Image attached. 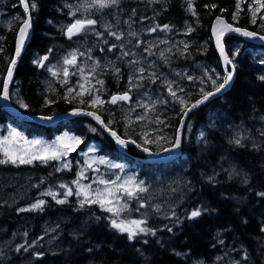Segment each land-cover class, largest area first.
Returning a JSON list of instances; mask_svg holds the SVG:
<instances>
[{
    "label": "trees",
    "instance_id": "1",
    "mask_svg": "<svg viewBox=\"0 0 264 264\" xmlns=\"http://www.w3.org/2000/svg\"><path fill=\"white\" fill-rule=\"evenodd\" d=\"M32 2L37 5L35 10L30 7L32 38L15 70L11 102L31 116L95 110L120 136L154 151L175 142L183 117L166 82H173L177 96L185 97V109L201 98V89L211 92L223 83L226 70L212 31L216 18L264 36V8L256 7V0H118L107 8L91 7L86 19L97 23L71 38L67 27L85 19L72 4L83 0ZM25 18L21 0H0V101ZM224 44L232 60L228 71L235 68L232 80L223 94L188 115L183 154L171 162H146L144 152L117 143L87 116L42 124L12 116L0 102V136L13 126L29 136L52 137L70 130L83 141L77 149L93 142L100 153L132 165L146 179L150 194L169 191L172 182L182 186L167 195L172 201L168 205L141 201L146 205L143 226L155 234L139 233L129 240L127 233L110 226L112 213L98 204L80 206L82 198L72 183L78 178L77 150L69 154L70 168L62 167L67 156L47 163L0 164V264H264V42L230 34ZM73 50L84 53L77 56L91 82L83 96L68 93L70 84L77 86L78 66L69 69L67 78L56 70ZM44 56L48 59L43 67L34 63ZM140 68L145 71L140 73ZM119 92H131V101L111 104L110 97ZM97 94L105 103L93 107L89 100ZM138 104H154V110ZM60 185L73 190L65 203L47 196L42 210L20 211L48 188H58L65 196L67 188ZM131 201L136 206L140 200ZM195 209L201 215L189 219Z\"/></svg>",
    "mask_w": 264,
    "mask_h": 264
},
{
    "label": "snow or ice",
    "instance_id": "2",
    "mask_svg": "<svg viewBox=\"0 0 264 264\" xmlns=\"http://www.w3.org/2000/svg\"><path fill=\"white\" fill-rule=\"evenodd\" d=\"M21 3L23 5V9L25 13L29 12V9L35 10L37 8L36 3L32 2L29 4V0H21ZM118 3V0H92V3L88 5V7H99L101 9L110 7L113 4ZM257 3L259 4V8H264V3L260 2V0H257ZM191 3H189V8L191 9ZM212 7H216V5H212ZM239 3H237V10H239ZM259 10V9H257ZM223 11V10H221ZM193 15H195V12L193 11ZM236 15L233 16V19H236ZM19 19V17H17ZM253 23H255V11L253 12ZM97 23L94 19H76L74 23L69 25L67 27V35L69 38H71L73 35L78 34L82 31H85L87 26L95 25ZM159 27V26H157ZM262 28H264V25H261ZM31 28V17L25 18L22 20V26L19 29V39L16 42V56L18 57L20 55L21 49L24 45L25 38L28 36L29 29ZM163 28L167 30L169 28L168 25H164ZM149 31H156V28H152ZM188 31H192L191 28L188 29ZM213 34L216 37V44L217 47L220 50L221 56L224 59V62L226 65H231L232 60L229 59L227 53L225 52L224 44L221 42V38L225 36L226 33L229 32H237L242 33L246 37H256L258 34L255 32L247 31L246 29H240V28H233L231 24H227L221 17L216 18V24L213 26ZM97 35H101L100 33H97ZM110 35L115 36L117 39H120V35H117L115 32H110ZM260 39L264 40V36H260ZM112 48H115L116 45H112ZM122 47V45H121ZM187 45H185V48ZM111 50V49H110ZM145 51H148V49H145ZM84 55V53H78L77 50H73L71 53H69L68 56L64 58V64L65 65H75L77 62V55ZM123 55L127 56L129 53L125 52ZM161 56H163V53H161ZM48 57L44 56L38 61H34V63H38L40 66H44V61L47 60ZM134 63V62H133ZM16 64V59H13L11 61V66L7 69L8 79L4 82L3 87V96L5 99L8 98V82L12 78L13 74V68ZM52 72L53 76L57 75V72L49 69ZM117 72L119 69L116 70ZM140 73H143L145 71L144 68H140L138 70ZM235 71V68L233 66L232 71H228L227 74L223 77V83H220L218 86L215 87V92H220L221 89L225 88L226 85L229 84V82L232 80L233 73ZM79 72L81 76H84V70L83 68H79ZM92 72H95V67H93ZM63 75L65 78L69 76V70L68 67L63 68ZM91 75V73L89 74ZM153 77H155V74H152ZM138 79H143V76L138 77ZM189 80H192L193 77L189 76ZM211 79V77H209ZM261 80H264V76L260 77ZM155 82V80H153ZM213 84H216V81H212ZM64 83H67V79H65ZM85 83L90 84L91 82L88 81L85 78ZM98 84L103 85L102 80L97 81ZM173 82H166L168 92L169 94L179 102V104L182 107L183 116H187L188 112L191 111V109L196 108L200 104H202L204 101L208 100L209 97L213 96L215 92H204L203 89H201V98L196 100L195 103L191 104L190 108L185 109L184 106L186 105L187 101L185 97L183 96H177V92L173 90L172 87ZM81 91L76 92L77 96H83L85 93L89 92V89L85 87L84 83H81L79 85ZM74 90L72 88L68 89V93H72ZM179 91H183V89H179ZM91 95V93H89ZM131 99L128 92H125L123 94H117L113 95L110 99L111 104H116L118 101H129ZM84 101L81 100V103ZM48 103H51V101H48ZM89 103L93 107H98L104 105L105 101L101 99L100 95L92 96V98L89 100ZM138 107H145L146 109L151 108L154 110V104L153 105H146V104H138ZM21 107L27 108L28 105L21 102ZM76 112H79L80 110H75ZM87 115L93 116L96 120L100 121V117L97 116L94 112H89ZM44 119L51 120L52 117H44ZM139 119H143V117H139ZM103 123V121H100ZM159 122V121H157ZM112 135L116 137L117 141L121 145H125V141L120 139L118 136H116L115 132H112ZM143 135H147V133H144ZM201 136H203V133H201ZM83 141L80 137L77 136H61L58 137L57 140L53 144H47L44 141L41 140H28L25 138L20 132L15 131L14 129H10L7 136H0V153L3 155V159H0V164H32L34 161H41L44 163H47L52 160H61L62 157H65L68 155L69 152H73L76 150V148L81 144ZM155 142V141H153ZM131 143L135 144L136 141H131ZM180 139L179 137L175 140V142L172 145V148H179L180 146ZM235 143L239 145L241 143L240 139H236ZM89 151H92V149H89ZM144 151H148L147 148H144ZM165 151H169V149H165ZM100 164H108L110 168H122V165L111 163L103 158L99 160ZM63 168H70V164L68 162H64L62 164ZM88 167L91 168L92 164L89 163ZM60 169H57L59 171ZM84 173L81 171L79 173V177H83ZM120 177L117 176L116 180H106V179H100L99 183L105 185L103 189L96 188L94 191L92 190L91 185H83L80 183V179L74 180L72 183L77 185L78 191L75 192V195L77 196H83V199L80 201V206L83 207L84 204H99L102 209H105L109 213H112L113 216L110 218V226L114 229H116L120 233H127L128 239H133L137 234L139 233H147L151 232V234H155L154 230L148 229L144 227L143 225L146 224V220L144 219H121L119 218L121 213L128 210L129 205L125 203H120V197L117 195V193H124L125 196L128 199H133L137 196L138 192H145L147 189L143 187V181L136 182L135 178L132 176L126 177L123 182L118 183L120 181ZM62 188H67V192L65 193V199H59L56 200L57 203L63 204L66 202L67 196H70L73 194V190L71 188H68L67 185H60ZM45 195L51 196L53 199H56V193L52 191H48L45 193ZM264 195V194H262ZM94 197V198H93ZM46 203L45 200L40 199L36 203L31 205V210H42V206ZM141 207H143V204H141ZM29 209H20V211H27ZM139 211V209H137ZM174 214V213H173ZM201 215L200 209H195L191 212L189 219H193L195 217H198ZM222 243V241H221ZM19 250V248L17 249ZM40 255V254H38Z\"/></svg>",
    "mask_w": 264,
    "mask_h": 264
},
{
    "label": "rangeland",
    "instance_id": "3",
    "mask_svg": "<svg viewBox=\"0 0 264 264\" xmlns=\"http://www.w3.org/2000/svg\"><path fill=\"white\" fill-rule=\"evenodd\" d=\"M260 2L264 3V0H260ZM90 3H92V0H83V3L72 4V6L74 7L73 9L75 11H78L80 13L81 17H84L86 19L89 12H90L91 7H88V5ZM256 7L259 8V4L257 3V0H256ZM74 22L75 21H73L72 23H74ZM64 58L62 60L63 62L60 65L57 64V67H56L57 72L61 76L63 75V68L64 67H68V70H69L73 66H78V67H74V68H76L75 71L77 70L76 72H74L75 75L77 76L76 79L74 78V82L77 84V86L70 84L68 86V88H72L74 90L73 92H75V93L77 91L81 90L79 87V85L81 83H84L85 87L89 88L87 86V83H85V78L87 79V77H86L87 74L84 73V76L82 77L80 72H79V68H82L81 63H79L80 62L79 57L77 56V62L75 65H65L64 64ZM69 71H71V70H69ZM101 99H103L105 101V99L103 97H101ZM12 129L20 132L28 140H33V139L41 140V141L46 142L47 144H53L57 140L58 137L65 136V135L79 137L78 135H76L74 132H72L70 130L62 131L61 133H58V134L54 135L53 137L48 138V137H45L42 135L29 136V135L23 133L22 131H20L19 128H17V127H14ZM8 132L4 136H7ZM89 149H92V151H89ZM76 150H77V156L75 157V163H77V169H78L77 176L80 179L81 184L91 185L93 191L96 188L103 189L105 187V185L99 183L100 179L116 180V177L119 176L121 179H120V181H118V183H121V182H123V180L126 177L132 176L135 178L136 182L143 181L142 186L145 187L147 190L145 192H138V194L135 198L140 200V201H139V203H137L136 206L133 204L131 199H128L125 196L124 193H122V192L117 193V195L121 198L120 203L126 202L129 205L128 210L121 213V215L124 217V219H144L143 215L145 214V210H146V209H144V207H146V205L143 204V207H141V201H144V198H149V201L151 203H154L156 201L153 206H156L157 204H161V203L168 205V204H170V202H172L171 199L169 198L170 195L174 194L175 192H178L180 187H182L181 185H178L177 183L175 184L172 182V184L168 186L169 191L157 193V191L155 190L152 194H150L148 191L149 185L147 184L146 179L141 178L139 176L137 170L134 169V167L132 165H130L129 163H127L126 161L115 159V158L110 157L107 154L100 153L101 152L100 149L93 142H89L84 147H81L79 149L76 148ZM70 153L71 152H69L67 157L64 158L63 162H68V163L72 164V159L70 158V155H69ZM101 158H103V159H105L111 163L122 165L123 167L122 168H110L108 166V164H100L99 160ZM0 159H3L2 153H0ZM89 163L92 164L91 168L88 167ZM81 171H83V173H84L83 177H79V173ZM75 189H76L75 192L79 190L77 188V185H76ZM48 191H52V192L56 193L57 194L56 198L64 199V197H63L64 192L60 191L57 188H48L42 193V195L40 197H38L34 202H32L26 208L31 209V205L36 203L38 200H40V199L45 200V197L47 196V195H45V193H47ZM181 194H182V192L179 193V195H181ZM167 195H169V197H167ZM81 198H83V196H81ZM151 198H155L157 200H155V199L153 200ZM164 204H163V206H164ZM137 209H139V211H137ZM200 264H214V263L202 262Z\"/></svg>",
    "mask_w": 264,
    "mask_h": 264
},
{
    "label": "water",
    "instance_id": "4",
    "mask_svg": "<svg viewBox=\"0 0 264 264\" xmlns=\"http://www.w3.org/2000/svg\"><path fill=\"white\" fill-rule=\"evenodd\" d=\"M26 16H27V18H28V17L30 16V13H29V12L26 13ZM221 18H222L227 24H230V23L226 20V18H224V17H222V16H221ZM231 25H232V24H231ZM232 26H233V25H232ZM233 28H238V27L233 26ZM240 29H244V28H240ZM246 30H247V29H246ZM247 31H249V30H247ZM250 32H251V31H250ZM230 34H237V35H239V36H241V37H246V36H244L242 33L229 32V33H226L225 36H223V37L221 38V42H222L223 44H224V39H225V37H227V36L230 35ZM260 36H262V35H259V34H258L256 37H249V38L258 39V40H260L261 42H264V40H262V39L259 38ZM31 38H32V22H31V28L29 29L28 36L25 38L24 45H23V47H22V49H21L20 55H19L18 57L15 55V58H14V59H16V64H15V66H14V68H13L12 78H11V80L8 82V93H9V88H10L11 82H12V80H13L14 73H15V69H16V67H17L18 61L20 60L22 54L24 53L26 47L28 46V44H29ZM18 39H19V35H18ZM214 39H215V43H216V37H215V35H214ZM216 46H217V44H216ZM224 48H225V44H224ZM217 49H218V52L220 53V50H219L218 47H217ZM225 52L227 53L226 48H225ZM220 55H221V53H220ZM227 55H228V53H227ZM221 57H222V56H221ZM228 57H229V56H228ZM222 59H223V57H222ZM229 59H230V58H229ZM223 61H224V59H223ZM224 65H225V68L228 66V65L225 64V62H224ZM227 71H228V70H227V68H226V72H227ZM7 79H8V74H7ZM7 79H6V80H7ZM228 86H229V84L226 85L225 88L221 89L220 92H215V90L212 91V92H215V94H214L213 96L209 97V99H211V98H213V97H215V96H218V95H220V94H223V93L226 91V89L228 88ZM128 93H129V92H128ZM115 95H117V94H115ZM129 95H130V94H129ZM130 97H131V95H130ZM199 99H200V98H199ZM209 99H208V100H209ZM206 101H207V100H206ZM125 102H128V101H125ZM204 102H205V101H204ZM117 103H118V102H117ZM193 103H195V102H193ZM193 103H192V104H193ZM1 105H2V106H3L8 112H10V113H12V114L15 113V109H16V107L13 106L12 102L10 101L9 96H8L7 99H5L4 96H3L2 100H1ZM190 106H191V105H190ZM190 106H189L188 108H190ZM197 107H198V106H197ZM194 109H195V108H194ZM194 109H191V111L188 112V115H189ZM76 110H77V109H76ZM79 110H80L79 112H76L75 110H71V111H68V112H65V113H61V114H56V115L50 116V117H52L51 120L44 119V117H49V116H42V115H40V116H28V115H27V116H25V115H23V114H20L19 116H20V117H23V118H25V119H27V120L36 121V122H40V123H49V122H50V123H58V122H60V121H62V120L69 119V118L74 117V116H87V117L92 118L94 121H96V122H97V123H98V124H99V125H100V126H101V127L107 132V133H108V134H110V135H111L116 141H117V139H116V137H114V136L112 135V132H115V133H116V136H118L120 139L124 140V141L126 142L125 144H128V145H129V144H130V145H134V146H136L138 149H140L141 151H143L144 153H146V155H147L146 160L149 161V162H167V161H173V160H175L177 157H179V156L182 154L181 143H180L179 148H175V149H173V148H172V145L169 146V147H167V148H165V149H169V151H165V149H164V150H162V151L155 152V151H152V150H150L149 148H147L148 151L146 152V151H144V148H146V147L140 145L137 141H136L135 144H133V143H131V141H133V139H125V138H122L120 135H118V133H117L116 131H114L112 128H110V127L106 124V122L104 121V118H103L98 112H96V111H94V110L84 109V108H80ZM89 112H94L97 116L100 117V121H103V123H101L100 121L96 120L93 116L87 115V113H89ZM188 115H187V116H188ZM187 116H186V117L183 116V118H182V120H181V124H180L179 129H178L177 138L179 137L180 141H182V128H183V124H184V122H185ZM177 138H176V139H177ZM134 141H135V140H134ZM117 142H118V141H117Z\"/></svg>",
    "mask_w": 264,
    "mask_h": 264
},
{
    "label": "bare ground",
    "instance_id": "5",
    "mask_svg": "<svg viewBox=\"0 0 264 264\" xmlns=\"http://www.w3.org/2000/svg\"><path fill=\"white\" fill-rule=\"evenodd\" d=\"M215 24H216V20H215V23H214V25H215ZM214 25H213V26H214Z\"/></svg>",
    "mask_w": 264,
    "mask_h": 264
}]
</instances>
